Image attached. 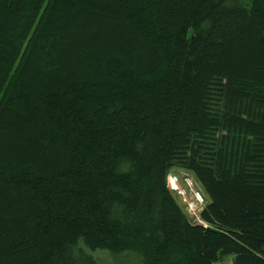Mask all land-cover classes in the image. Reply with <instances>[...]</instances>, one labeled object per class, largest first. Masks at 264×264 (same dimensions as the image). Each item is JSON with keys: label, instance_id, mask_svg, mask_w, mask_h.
Returning a JSON list of instances; mask_svg holds the SVG:
<instances>
[{"label": "trees", "instance_id": "trees-1", "mask_svg": "<svg viewBox=\"0 0 264 264\" xmlns=\"http://www.w3.org/2000/svg\"><path fill=\"white\" fill-rule=\"evenodd\" d=\"M239 4L0 0V264H264V0Z\"/></svg>", "mask_w": 264, "mask_h": 264}, {"label": "built area", "instance_id": "built-area-1", "mask_svg": "<svg viewBox=\"0 0 264 264\" xmlns=\"http://www.w3.org/2000/svg\"><path fill=\"white\" fill-rule=\"evenodd\" d=\"M181 174L183 175L173 173L168 177V188L171 193L177 196L182 207H185L187 212L194 216L196 212L198 213L205 207L206 202L191 177L186 173ZM195 197L198 198V202H194ZM185 204H188L189 207L185 206ZM190 204H193V207Z\"/></svg>", "mask_w": 264, "mask_h": 264}, {"label": "rangeland", "instance_id": "rangeland-1", "mask_svg": "<svg viewBox=\"0 0 264 264\" xmlns=\"http://www.w3.org/2000/svg\"><path fill=\"white\" fill-rule=\"evenodd\" d=\"M248 4H249V0H240L239 5L247 6ZM180 172L181 171H179V170L178 171L172 170L171 174L177 173L179 175H183ZM201 195L203 196V194H201ZM203 198H204V196H203ZM186 212H187V210H186ZM189 215H190V217H189L190 219H191V217H193L194 219L193 218L192 219L196 221V219L199 217L200 213L196 212L194 216H192L191 214H189ZM202 221L205 223L204 220H202ZM78 248H79V250H82L86 255L90 254L94 258L95 262H97V264H136V262L133 261L132 256H130L129 253H121L120 255H113L108 251L99 250V249L96 250L95 252H89L87 250H84L85 248L81 245ZM227 257L228 258H225L224 260H220V262H214L212 264H232L233 256L230 255Z\"/></svg>", "mask_w": 264, "mask_h": 264}, {"label": "bare ground", "instance_id": "bare-ground-1", "mask_svg": "<svg viewBox=\"0 0 264 264\" xmlns=\"http://www.w3.org/2000/svg\"><path fill=\"white\" fill-rule=\"evenodd\" d=\"M202 196V195H201ZM194 202H198V198L197 197H195V199H194ZM193 205V204H192ZM191 204H190V206L191 207H193ZM185 206H187V207H189V205L188 204H185ZM182 209H183V212H185L189 217H190V215L186 212V210H185V207H182ZM203 210V209H202ZM201 211H199V213H200ZM193 217H191V219H192ZM190 219V218H189ZM198 223V224H200V225H203V226H205V227H207V224H205L202 220H200L199 219V217L196 219V221H195V223Z\"/></svg>", "mask_w": 264, "mask_h": 264}]
</instances>
